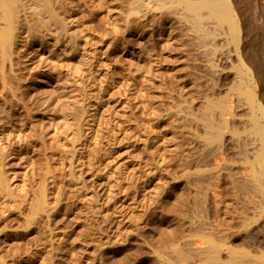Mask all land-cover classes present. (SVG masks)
Returning a JSON list of instances; mask_svg holds the SVG:
<instances>
[{"label": "rangeland", "instance_id": "rangeland-1", "mask_svg": "<svg viewBox=\"0 0 264 264\" xmlns=\"http://www.w3.org/2000/svg\"><path fill=\"white\" fill-rule=\"evenodd\" d=\"M132 1L64 0L66 10L58 8L71 31L78 30L76 50L89 58L86 64L93 62L86 65L82 80L72 74L74 69L67 70L78 58L54 44L34 16L29 18L38 35L32 46L43 49L34 59L26 55L33 49L26 39L14 48L17 79L10 72L11 61L6 66L16 95L0 76V111L12 117L6 128L24 133L27 140L15 143L0 165L13 194L2 189L0 180V264H185L174 251L187 244L195 249L208 239L220 247V261L196 254L191 262L226 263V133L220 153L216 143H206L205 129L193 119L207 98L226 97V38L214 40L217 50L207 54L184 24L160 12L150 14L140 35L124 20ZM238 1L254 27L249 38L253 50L264 39V29L258 27L264 0ZM41 54L44 61L38 59ZM1 61L0 56V73ZM61 79L68 89L78 85L67 95L86 105L78 104L86 110L81 143L66 121L68 108L61 111L65 105L53 93ZM42 89H51L44 91L47 97L51 91V96L57 94L48 99L53 105L42 106ZM68 110L71 121L80 116ZM198 180L205 196L201 204ZM47 211L51 215L46 217ZM249 250L256 254L253 247Z\"/></svg>", "mask_w": 264, "mask_h": 264}, {"label": "bare ground", "instance_id": "bare-ground-1", "mask_svg": "<svg viewBox=\"0 0 264 264\" xmlns=\"http://www.w3.org/2000/svg\"><path fill=\"white\" fill-rule=\"evenodd\" d=\"M238 2H239L238 0H133L124 14V20H126L127 24L133 23L134 26H136V28H138V30L140 31V32L138 31L140 35H143L146 32V28L149 25V21H150L149 16L152 15L151 17H153V15H155L157 12L166 14L167 16H172L176 18L180 22V24L182 23L184 24L185 27H187V29L194 35L196 42L200 43L204 47L207 54H214V52H216L218 43L215 44L216 42L214 40L220 39L222 37L226 38V53L224 54L226 60V92H225L226 97L223 98L221 96L222 98H220L218 96V97H209L207 98V100L205 99L206 101H204L205 103L203 105L202 112L199 115L196 114L193 119L196 123L202 125L203 128L205 129L204 140L206 141V143H216L217 150L219 152L221 151L220 153L223 152L224 150L223 147H225L224 135L226 133V147H225L226 148V174H225L226 175V202H225L226 203V229H225L226 230V263L225 264H264V39H261V42L257 43V47L255 49L253 48L252 50L251 41H250L251 39L249 38H250V33L254 31V27L253 24H250L247 18L245 17L241 8V4L240 3L238 4ZM64 3H65L64 0H0V56L2 60L0 76L4 82L5 85L4 87L8 88L12 92V94L16 95L14 91L17 88L15 87L12 88L11 84L9 85L8 83L10 76L7 73L8 71L6 64L7 62L9 63V61H11L10 72H12V74L13 72L14 73L16 72L15 65L17 67L19 63L15 62L14 58H12V55L14 50L17 49L16 47L20 43L19 41L20 40L25 41L26 39L27 45L33 47V49L28 51L27 54L25 53L27 57L31 56L34 58L33 55L35 54V52L43 49V46L41 48H37L38 46L37 47L32 46L33 43L37 40L36 37H38V35L34 31L33 26H31V24L29 23L30 21L29 18L31 16H34L38 20V25L40 28H44V31L46 30V32H48L47 34L50 33L49 35L53 36L52 39H54L55 41V42L53 41L54 44L60 43V45H62L64 49L68 48L70 50V52L68 53L70 57L76 56L75 58H78V63L75 65L68 64L69 66L67 70L69 68H70L69 71L74 69V71L73 70L71 71L72 74L75 73L80 79L83 78V74H85L84 73L85 67L86 65H89L86 64V60H88L89 58L88 59L84 58L83 55L79 54L78 51L79 49L76 50L77 41H78L77 39L79 37L78 30L76 29L77 32L71 31L69 25H67L68 22L66 23L65 17L60 16V13L57 12L58 8H59L58 11H60L61 9L66 10L64 9L65 8ZM260 23L261 26L258 25V27L260 29L262 28L263 30L264 18L260 19ZM52 24H55L56 27L55 28H52L53 26L50 27ZM258 27L256 29L257 31L259 29ZM24 33H26V36ZM26 41L23 43H26ZM40 41L42 40L39 39V42ZM44 43L45 41L43 42V44ZM78 48H79V44H78ZM26 50H28V48ZM22 51H24V49ZM71 52H72V56L70 54ZM224 55L222 56L224 57ZM43 56L44 55L40 57L38 56L39 57L38 59H40ZM219 57L220 56H218V59ZM42 59H44V57L41 58L40 60ZM92 60L94 59L92 58L91 61ZM220 60L221 59H219V61ZM35 61L36 60H34V62ZM42 61H40V63ZM222 61L224 62V60ZM37 63L40 64L39 62ZM47 64L49 66V63ZM34 65H32L31 68H33ZM218 65L217 67H220ZM38 66L36 64V67ZM48 66L45 67L48 68ZM27 67L29 68V66ZM40 67H38V69ZM50 69H53V67ZM55 70L59 71L60 69L58 67ZM31 72L32 71H29L28 76L30 75ZM35 72L37 73V71ZM16 73L13 75L15 79H17ZM78 77L76 79H78ZM85 77L86 76L84 75V78ZM66 79L69 80L68 82H70L71 80L68 77ZM65 82L66 81L65 80L63 81L62 79L56 81V83H54L55 85L53 86V93L54 92L57 94L59 93L58 97L62 102V105L63 104L65 105V107H61L64 109V110L61 109V111H66L65 110L66 108L68 109L71 108L74 111V112L71 111V113H74L76 116L80 114L78 118H75V120L72 119L71 121V117L67 114L68 112L70 113V110L67 109L68 112L66 113L67 115L66 121H69L72 128L73 127L75 128L77 132L75 130L73 131L78 133L77 137L79 136V138L77 141L80 142L79 139L83 137L82 130L83 133L85 132V130L83 129V125L86 119L85 117L86 110L85 108L82 109V107L78 105L81 104L82 101L81 102L78 101L79 99L75 100V97H73L72 99L70 95L73 92L70 94L68 90L69 91L70 89L73 90L72 89L73 86L71 88L69 87L70 89H68L67 87L68 82L66 83ZM46 84L48 85V83ZM74 84L76 83L74 82ZM80 86H82V83L79 85V87ZM9 90L7 92H9ZM50 90L47 89L41 90L43 91V93L40 92V94H42V97L41 98L38 97V98L42 100V106L43 104H46V106L53 105V102H50L51 99L50 100L48 99L52 98L54 95L57 94H52L51 96L52 93L51 91L49 92L51 97L49 95H48L49 97H47L46 95L48 93H44V91L48 92ZM78 90L80 91V89ZM74 92L77 93L78 91L77 92L74 91ZM9 94L11 93L9 92ZM218 94L219 91L217 92V95ZM18 98L19 97H17V99ZM54 98L56 99V97ZM41 100L39 101L41 102ZM83 101H85V98ZM83 103L85 105V102ZM54 104H55L54 106L56 107L58 103L57 104L54 103ZM180 112H183V110H181ZM1 113L2 111H0V165H2V163L6 160L8 155L13 153V148L15 143L21 141V143L25 144L26 143L25 141H27L24 136V133L12 131V129L11 131H9L10 129L8 130L6 128L7 127L6 123L8 124L7 121H10V118H12L10 117L11 114L6 117ZM157 121L155 122L157 123ZM13 129L15 128L13 127ZM97 132L99 135H102V132L101 133H99V131ZM98 134L95 137H99ZM29 145L31 146V144ZM62 146L61 147L59 146L58 148H63ZM28 147L26 148L28 149ZM68 147L69 146H67L66 148ZM66 148L64 146V149ZM79 149L80 148L76 150ZM60 150L62 151V149ZM34 151L35 150L33 149L32 154H34ZM73 151L75 150H72L71 153H73L74 155ZM64 153L66 155L65 150ZM62 154L63 153H61V155ZM74 158L76 159L75 156L73 157L71 155V159ZM79 159L80 162H76V166H78L77 163L79 164L82 162V158ZM123 162L125 161H122L120 163L122 164ZM71 170L72 168L70 169V171ZM185 171H188V169ZM0 175L3 174L1 173ZM196 176L200 177V175H196ZM3 177L4 175L2 176V178ZM2 178L0 179L2 182V186H1L3 187L2 189H4L8 195H13L12 186L9 183L10 179L4 177L2 180ZM201 181L202 180H198L196 182L199 190L198 195H199L200 204L202 202L203 197H205L203 195L204 192ZM109 191L112 192L113 189ZM120 192H122L121 189ZM108 195L106 196L109 197V199L113 198ZM43 196L41 198H44ZM26 197L27 194L25 195V198ZM109 199L107 200L105 199L107 204L111 202L109 201ZM41 200H43V202L45 203V199H41ZM39 202L43 203L42 201ZM39 202L38 204L40 205L38 206H41V203ZM44 203L43 205H45ZM106 203L104 202V204ZM118 204L121 205V203ZM42 208H44V206ZM121 208L123 209L122 206ZM40 209L37 208L36 211H39ZM46 213L48 214L50 212L47 211ZM47 214L46 217L51 215V213L48 215ZM202 243L204 244L205 241H203ZM202 243L199 247L196 246L195 249L192 248L190 244H187L181 250L178 249L174 251V253L177 252V256L179 258L178 260L182 261L185 264H193L191 260L195 257L196 254L200 256L202 254L204 258H207L210 261L219 262L221 259L220 247L209 239L208 241H206L205 245H203ZM250 247L254 248L256 254H252L251 250H249Z\"/></svg>", "mask_w": 264, "mask_h": 264}]
</instances>
